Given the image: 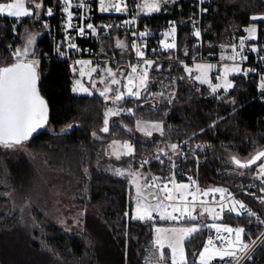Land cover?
I'll list each match as a JSON object with an SVG mask.
<instances>
[{
  "label": "trees",
  "instance_id": "1",
  "mask_svg": "<svg viewBox=\"0 0 264 264\" xmlns=\"http://www.w3.org/2000/svg\"><path fill=\"white\" fill-rule=\"evenodd\" d=\"M50 1L45 0V3ZM211 1L214 6L206 13L204 24L206 40L213 44L212 51L216 53L221 52L233 33L253 24L251 17L264 15V0ZM196 14L194 3L180 0L174 6L173 14L153 15L146 19L155 27L166 20L178 19L179 55L184 57L187 50H192L189 25ZM39 19L25 18L16 27L14 19L0 17V67L13 63L9 60L7 47L21 42V32L26 26L31 25L33 30L40 32L37 29ZM16 31L20 32L19 35ZM36 46L42 57L38 66L40 89L49 102L51 121L45 132L27 143L35 153L43 155L52 168L64 170L80 182L78 203L85 206L84 227L82 232H68L37 212L43 229L42 239L51 248V252H47L35 238V233L24 231L19 217L11 212L10 199L0 181V264H55L52 253L59 255L65 264H150L147 258L155 247V222L134 218L135 192L127 180L97 168L98 161L104 156L105 146L113 137L135 141V164L144 152V145L155 143V140L145 142L135 132L123 129L119 126L120 121L127 123L133 131L132 119L141 116L160 120L164 122L166 137L178 141L190 140L194 147L206 142L200 171L205 184L235 189L239 182L253 180L255 165L238 167L233 158L248 160L264 149V102L260 99L264 92L259 89L264 70L247 77L233 75L235 84L232 90L221 98L210 95L203 87V93L207 94L203 97L188 78L182 64L159 63L150 74L143 95L150 91L166 94L169 89L174 91V96L163 98L157 109L145 105V96L119 102L121 108L128 105L135 110V114L112 118L111 132L104 134L101 129L110 99L107 102L97 94L76 95L72 88V67L50 58L53 47L49 37L42 34ZM70 125H73L70 131L61 132ZM4 156L0 145V161ZM8 165L14 172L19 171L15 174L21 177V168L29 165V160L20 154L18 159L10 158ZM251 206L264 214V205L251 202ZM249 218L229 219L235 224H242ZM204 239L205 232L198 231L185 242L190 264H195ZM21 250L28 261L13 256L14 251L19 253ZM165 254L170 255L166 250Z\"/></svg>",
  "mask_w": 264,
  "mask_h": 264
},
{
  "label": "built area",
  "instance_id": "2",
  "mask_svg": "<svg viewBox=\"0 0 264 264\" xmlns=\"http://www.w3.org/2000/svg\"><path fill=\"white\" fill-rule=\"evenodd\" d=\"M197 6V14L190 21V35L193 38L192 50H187L188 55L181 57L179 55V36H180V21L178 19H170L162 22L160 26H153L149 20L146 19L141 12L142 0H104L105 6L109 7L107 12L100 11L99 0H69L72 12V21L74 25L72 28H67V13L63 11L64 0H51L43 5L42 15L37 23V29L44 35H47L52 42V54L50 58L59 62H66L70 66H75L77 61L89 60L96 64L99 70L101 63H106L112 67L120 68L124 74V81L119 88L121 92L126 93L127 84L126 76L131 73V67H138L139 69L146 67L141 64L140 58L136 55V50L132 47L137 45L144 52V60H152L154 64L148 69V78L155 66L159 63H179L187 65L190 68H195L196 64H212L217 67L213 69L211 76L216 79L220 74L221 68L224 64L233 65V61H221L220 56L231 55L232 45H238L239 40L244 38L246 40L245 49L242 53L247 59H238L235 63L242 68H248L252 71L251 74H256L264 70V23L257 26V39L255 41L247 40V33L244 31L249 26H243L240 32L233 33L228 38V43L225 48H221L220 53L212 51L213 44L206 40V27L204 24L205 15L210 8L214 6L211 0H189ZM81 5L77 7V5ZM120 4L123 8L127 6V11L115 12L110 5ZM51 8L53 15L48 16L45 9ZM133 21L132 23H126ZM264 22V21H262ZM92 24L96 31L86 27L87 24ZM47 25L45 28L44 25ZM110 25V27H105ZM175 26V49H164L161 41L165 40V33H169L171 28ZM79 27H84V35L79 33ZM199 31L200 37H196L194 33ZM147 32L145 36H140V33ZM117 37L119 41L125 39L126 50H121L122 47L117 46L114 38ZM173 37L170 35L167 42H172ZM75 44V48H70L69 44ZM249 47H256V52L248 51ZM16 49L12 44L8 46L9 54L12 57V52ZM59 49V50H58ZM78 49V50H77ZM239 51V48H237ZM195 58V59H193ZM181 61L183 63H181ZM187 74V73H186ZM199 73L194 71L193 76ZM188 76V74H187ZM190 79V78H189ZM195 85L198 93L207 97L203 93L204 84L199 81L190 79ZM111 97L114 99L113 93ZM134 98V97H132ZM132 98L122 100L127 102ZM264 102V93L260 98ZM121 102V101H119ZM123 109H132L125 105ZM124 113V112H121ZM134 148V155L136 151V143L132 141ZM206 142H200L195 147L190 140H186L185 144H181L178 153L161 152L157 144H145L144 152L137 159L136 165L148 175V183L151 182V177H158L157 185L163 186L167 183L168 189L172 190L173 195H178L175 190V185L187 184L189 185L188 192H195L198 188L200 192L197 193L198 200L195 202L196 211L204 208H213L218 213L219 218H214L213 213H204L199 215V211L193 215L197 216L195 221L180 220L184 222L196 223L199 231L205 232V239L200 252L197 255L195 264H200L199 254L203 252L204 246L207 245L209 238L213 240V245L220 253L232 250L235 253L234 257H224L220 259L218 255L214 256L209 264H264V214L255 211L251 206V202L264 205V175L259 173V164L264 162V158L255 164L253 171V180L241 181L236 185L235 189H230L219 184H205L200 177L201 163L205 158ZM134 157V156H133ZM157 157H159L157 159ZM148 161L144 164V161ZM143 165V167H141ZM191 178V179H189ZM175 181V185L171 182ZM222 188L225 189L223 199L218 192H209L208 196L202 195L204 191ZM153 192H158V188H152ZM163 198L164 193H159ZM192 197L188 196V201ZM203 201L204 203H201ZM166 204L174 203L180 207L184 206L183 202L179 201H165ZM244 208L241 209L240 205ZM191 210L192 205H188ZM223 207V211H221ZM235 207L236 212H230L229 209ZM237 212L240 214L237 215ZM248 212L253 215H248ZM179 215V213H175ZM156 220H160L157 213H153ZM234 217H250L242 224H235L229 218ZM215 227H212V226ZM232 228L243 229L241 240L248 248L241 251L239 247L233 243L232 248L229 249L228 241H236V235L233 232L229 235L227 232L221 231L217 233L216 228ZM219 237V238H217ZM184 264H190L186 260Z\"/></svg>",
  "mask_w": 264,
  "mask_h": 264
},
{
  "label": "snow or ice",
  "instance_id": "3",
  "mask_svg": "<svg viewBox=\"0 0 264 264\" xmlns=\"http://www.w3.org/2000/svg\"><path fill=\"white\" fill-rule=\"evenodd\" d=\"M100 2V11L107 12L109 10L108 6H105L104 0H99ZM81 5H77L80 7ZM110 7L115 12L127 11V6L121 7L120 4H112ZM71 8V4L69 0H64L63 11L67 13V28H72L74 25L71 23L72 21V12L69 10ZM142 8H147L149 12L160 11V0H153L152 3L142 5ZM42 9L41 0H10V2H0V17H10L13 18L15 23L21 22L25 18H33L37 13V10ZM48 16L53 15V10L51 8L45 9ZM253 21H264V17H251ZM133 21H127L126 23H132ZM15 26V24H14ZM46 28L47 25L45 24ZM86 27L91 29L92 32L96 31V28L92 24H87ZM105 27H110L107 25ZM79 33L84 35L85 29L84 27H79ZM175 26L171 28L169 33H165V40L161 41V44L164 49H175ZM247 33L248 41H255L257 39V28L250 27L244 29ZM147 32L140 33V36L147 35ZM172 36V42H167L169 36ZM194 35L198 38L201 33L196 31ZM35 43V36L29 34L27 36L26 45L21 49L17 48L12 52V58L15 62L11 63L10 66H2L0 67V145L5 147H12L13 145H18L23 141L27 140L37 129L43 126V124L47 120V105L44 99L40 96L37 84L39 80V75L37 73V68L39 66V61L35 59H30L29 57L34 56L35 53L32 52L31 46ZM246 40L241 38L239 40L238 45H232L231 55H221V61H233V65L229 66L227 64L223 65L222 74L216 76V79L220 81V83L212 84L209 79V72L215 69L217 66L212 64H196L195 68H190L187 65H184V71L188 74V78L199 81L201 84H208L211 88L212 92H216L218 89H223L227 92L229 89L233 87V84L229 81L228 76L230 73L247 75V71H243L241 67L235 62L240 59L244 60L247 57L243 56L242 53L245 49ZM118 47H126L122 41H117ZM70 48H75L76 45L70 43ZM132 47L136 50V55L140 58V62L143 65H146L144 68L139 69L138 67L132 66L131 73L126 76L127 84L124 85L126 88V93L121 92L119 89H114L111 86H106L103 91L100 92V95L105 97V99H109L108 93H113L114 99L113 103H117L119 101L125 100L127 98L134 97L135 99L141 98L142 90H147L148 86V69L154 64L152 60H144V52L135 44ZM239 48V51H237ZM59 50V49H58ZM78 50V49H77ZM248 51L256 52V47H249ZM185 55H188L187 51ZM195 59V58H193ZM77 63H83L77 61ZM90 63V62H88ZM181 63H183L181 61ZM93 72L96 71L95 68L92 69ZM196 71L199 74L193 76L192 73ZM108 76L112 77L110 84L117 85L120 84L121 81L116 79V74L112 72L111 69H107ZM81 75H84L82 72ZM184 77H181L183 79ZM262 83L260 85L261 89L264 90V77L261 78ZM138 81V82H137ZM104 83V80L100 81ZM78 87H74L73 91L82 90L87 92L88 89L84 88L83 85L80 84L79 81L76 82ZM92 87H95V83L93 82ZM159 95L163 96V93ZM171 100H169V103ZM121 112H124L127 115H132V109H113L109 108L105 113L104 127L101 131L107 133L109 131V121L108 117L120 115ZM137 130L143 132L146 136L152 135V130L161 131L162 128L160 123H146L144 121H137ZM95 135V134H94ZM118 142L113 141L110 148H113V155L116 159H121L122 155L131 156L134 152V149L131 144L128 142H124L120 147L125 149L124 152L117 151ZM178 145H171V149L175 151ZM163 153V149H161ZM159 157H157L158 159ZM264 158V151L258 152L254 157H252L247 162H241L240 160L233 158L234 163L238 167L248 168L253 164H256L257 161H261ZM148 161H144V164H147ZM143 167V165H141ZM119 175H123L119 169L117 170ZM259 173L264 175V162L259 164ZM134 180L137 178L138 174L135 172L129 173ZM191 179V178H189ZM149 178H145L146 183L143 186L137 185V194H136V217L139 220H152L154 219L153 213H157L161 220H172V221H180V220H192L195 221L197 219L196 215H193L196 212L195 202L198 200L197 193L200 190L197 188L195 192H188L189 185L187 184H179L175 185V181L171 182L175 185V190L178 195H173L172 190L168 189L167 183L163 184V186L157 185L156 181L159 180L158 177H151V182L147 181ZM145 188H158V192L149 193L154 200H156V204L152 205L147 203V197L143 194V189ZM218 192L221 194V198L223 199V194L225 193V189L217 188L209 191H204L202 195L208 196L209 192ZM159 193H164L163 198L160 197ZM188 196H191V201H188ZM165 201H179L183 202L184 206L180 207L178 204L169 203L166 204ZM201 203H204L201 201ZM191 204V210L188 205ZM171 209L169 211L168 209ZM240 208L243 209L244 205L241 204ZM223 207H221V211H223ZM230 212H236V208L232 207L229 209ZM215 209L213 208H204L199 215H204V213H213ZM174 213H179V215H174ZM240 213L237 212V215ZM127 215V213H126ZM248 215H253V213L248 212ZM218 218V217H214ZM212 227H215L214 225ZM157 236L155 243L159 249H164L165 244H167L168 248L171 249L172 264H184V248L183 244L186 239H189L193 233L199 231V228L196 226L193 227H172V228H156L155 229ZM217 233L221 231L227 232L231 235L233 232L236 235V241H228L229 249L232 248L233 243H235L241 251L248 248L247 244H244L241 240V234L243 233V229H232V228H216ZM219 238V237H217ZM177 254H179L180 259L177 260ZM214 255H218L220 259H224V257H234L235 253L232 250L224 251L220 253L216 250L213 245V240L209 238L207 245L204 246L203 252L199 254L200 264H209V261L213 258ZM164 259V254L161 252L160 260Z\"/></svg>",
  "mask_w": 264,
  "mask_h": 264
},
{
  "label": "rangeland",
  "instance_id": "4",
  "mask_svg": "<svg viewBox=\"0 0 264 264\" xmlns=\"http://www.w3.org/2000/svg\"><path fill=\"white\" fill-rule=\"evenodd\" d=\"M180 0H160V11L156 12H149L147 8H142V5L152 3L153 0H142L141 5V12L144 16H153V15H171L174 11V6L177 2ZM42 6L45 4V0H42ZM255 17H264V15H255ZM22 22V21H21ZM262 21H254L253 25L250 27H256L260 25ZM19 23H17L16 27H18ZM249 26V25H248ZM16 35H19L20 32L16 31ZM29 34H32L35 36V43L31 46L32 52L35 53L34 56L29 57L30 59L38 60L39 63L42 59V57L38 54L37 51V37L39 35L42 36L41 32H37L32 29V26H26L22 32H21V42L18 43H11L13 46L17 48H23L26 45L27 36ZM123 43H125V39H121ZM225 48V45L224 47ZM8 49V47H7ZM223 54H227L225 51ZM9 60L13 61V58L9 56ZM80 62L83 63H77L75 66L72 67V72L74 74L73 78V87L77 86V81L80 82L81 85H83L84 88H87L88 91H82L77 90L73 91L76 95L81 96H91L94 95L95 92H101L105 89L106 86H111L114 89H119L121 86L120 84L117 85H111L110 81L112 77L108 76L107 69H111L113 73L116 74V79L120 80V76L122 74V71L120 68L112 67L109 64L101 63L99 65V70L96 68V64L94 62H91L89 60H80ZM90 62V63H88ZM232 66V65H229ZM95 68L96 71L93 72L92 69ZM222 69L220 71V74H222ZM243 71H247V75H243L242 73L238 75L242 76H249L251 75L252 71L248 68H242ZM84 73V75H81V73ZM233 75L235 73H230L228 76L229 81L233 84H235V81L233 79ZM264 77V73L262 74L261 78ZM209 79L211 83L217 84L220 83L219 80L211 79L209 74ZM104 80V83H101L100 81ZM93 82L95 83V87H92ZM138 82V81H137ZM262 83V79H260L259 82V89L261 92H264V90L261 89L260 85ZM206 88V87H205ZM233 88V87H232ZM229 89L227 92H225L222 88L218 89L215 93L212 92L211 88H207L210 95L221 96L229 93L231 90ZM145 90H142L141 92V98L145 96V105L149 108L157 109L159 108L161 104V100L163 98L170 99L174 96V91L169 90L166 92V94L163 93V91L154 92L150 91L146 95H143ZM160 93H163V96L159 95ZM97 94V93H96ZM112 93H108V96L110 99H113L111 97ZM101 96L100 94H97ZM104 100L105 97L101 96ZM109 99L106 101L108 102ZM116 108L113 107V109H120L119 102L116 103ZM110 103L107 104L105 108V113L109 108ZM133 110V109H132ZM135 110H133L132 115H127L125 113H121L120 115L116 116H110L108 117L109 121V131L107 133L104 132V134H109L111 132V125H113L112 118L122 117V116H134ZM137 121H144L146 123H160L162 132L152 130L151 136H146L143 132L137 130ZM133 123V131L130 128V126L125 123L121 122L119 126H121L123 129L129 131V132H135L140 137L143 138V141L149 142L151 140H155V144H157L158 148L165 152H173L178 153L181 144H185L186 140L178 141L174 140L173 138L166 137L165 135V127L164 122L160 120H151L148 118H142L137 117L135 119H132ZM117 125V123H116ZM73 128V125L65 127L61 132H68ZM50 130L53 129L50 127ZM115 136V135H114ZM97 137H99L97 135ZM128 139H123L120 137H113L109 142L111 141H117L119 148V145L122 144V141H127ZM129 141V140H128ZM108 142V143H109ZM132 144V143H131ZM176 144L178 145L177 149L173 151L171 149V145ZM2 150L5 152V156L1 158L0 161V181L2 185L6 188V196L10 199V210L13 214H16L20 219V225L24 228V231L30 232L32 234L35 233V238L37 241L41 244V247L45 249L47 252H51L50 246H48L45 241L42 239L43 235V229L37 219V212L42 213L48 220L55 223L56 225L62 227L64 230L68 232H82L84 227V213H85V206L79 204L80 197L78 195L79 193V187L80 182L76 180L70 173L65 172L61 169H54L52 168L47 159L40 154L35 153L29 146L27 142L13 145L12 147H5L1 145ZM116 149V150H117ZM20 154H23L27 157L29 160V165L24 166L21 168L20 171L21 177L17 176L12 168L8 165V160L10 158H17ZM114 155L110 156L104 153V157H102L97 164V168L101 171H105L107 173H110L113 176L121 177L127 181H129V184L133 186L137 191V185H143L146 183L145 178H148L147 173H145L143 170H141L136 164L134 159H132L131 156L122 155L121 159H115L113 157ZM134 156V154H133ZM105 158V159H104ZM249 158V157H247ZM245 158V159H247ZM120 170L123 172V175H119L117 173V170ZM135 172L138 174L137 178L134 180V178L129 174ZM16 179L18 181H16ZM148 182V181H147ZM147 189V188H145ZM150 190V191H149ZM153 191L151 188H148L144 195L147 197V201L152 202L153 204L157 202L153 199V197L149 194ZM136 202V200H135ZM155 205V204H154ZM136 207V203H135ZM171 211V209H168ZM199 213L203 211V209L198 210ZM196 211L195 213L198 214ZM218 213L213 212L214 217L217 216ZM175 215V213H174ZM151 221H154L156 228H172V227H198L197 224L191 223L190 225L184 224V221H172V220H156L153 219ZM198 232V231H197ZM196 232V233H197ZM196 233H193L192 236L196 235ZM157 233L154 230V239L156 238ZM191 236V237H192ZM190 237V238H191ZM189 238V239H190ZM189 239H186L185 242ZM185 242L183 244L184 248V257L183 260L187 259V254L185 255L186 248H185ZM165 250L169 252V256L172 257L171 249L168 248L167 244H165L164 249H159L158 246L155 243V247L151 249L149 253V257L147 260L150 262V264H170L169 257L165 254ZM163 252L164 259L160 260V254ZM53 258L55 259V264H65L62 259L59 257V255L52 253ZM13 256L15 258L20 257L22 260H27L28 257H25L24 252L14 251ZM216 256V255H214ZM213 256V257H214ZM179 254H177V260H179ZM28 261V260H27ZM172 263V261L170 260Z\"/></svg>",
  "mask_w": 264,
  "mask_h": 264
},
{
  "label": "crops",
  "instance_id": "5",
  "mask_svg": "<svg viewBox=\"0 0 264 264\" xmlns=\"http://www.w3.org/2000/svg\"><path fill=\"white\" fill-rule=\"evenodd\" d=\"M42 1V0H41ZM7 2H10V0H8ZM42 9H43V6H42ZM42 9L41 10H37V13L34 15V19L35 18H37V17H41V15H42ZM147 16V15H146ZM151 16V15H150ZM4 17H6V16H4ZM8 18H10V17H8ZM13 19V18H12ZM41 35H39L38 37H37V40H38V38L40 37ZM114 40H115V43L119 40L117 37H115L114 38ZM122 41V40H121ZM37 42V41H36ZM124 45H126V43H123ZM121 50H126V47H122L121 48ZM122 71V70H121ZM213 71V70H212ZM212 71H210L209 72V74H210V77H211V79L213 80V77L211 76V73H212ZM238 75V74H237ZM120 81H121V83H120V86H122V84H123V71H122V74H121V76H120ZM205 85V87L206 88H208L209 87V85L208 84H204ZM72 87H73V84H72ZM210 88V87H209ZM100 94V92H95L94 94ZM110 102V105H109V108H113V107H115L116 108V103L114 104L112 101H113V99H110L109 100ZM108 108V109H109ZM117 142V141H116ZM124 142H128L129 144H131L132 143V140H127V141H122V144L124 143ZM113 143V141H111V142H109V143H107V145L105 146V150H104V153L105 154H107V155H110V156H112L113 154V148H110L109 147V145H111ZM121 144V145H122ZM134 149V148H133ZM117 151H119V152H124L125 151V149H123L122 147H120V145H119V148L117 149ZM133 154H134V152H133ZM133 154L131 155V157H132V159H133ZM104 157V156H103ZM114 157V156H113ZM115 158V157H114ZM105 159V158H104ZM116 159V158H115ZM129 182V181H128ZM145 184V183H144ZM143 184V185H144ZM143 185H141V186H143ZM133 187V186H132ZM133 189H134V192H135V194H134V199L136 200V194H137V191H136V189L133 187ZM148 189V188H147ZM147 189H143V194L145 193V191L147 190ZM151 190H152V188H151ZM150 191V190H149ZM153 191V190H152ZM137 202V201H136ZM135 202V203H136ZM147 203H150V204H152V205H154V204H156V202L153 204L152 202H149V201H146ZM136 207H134V210H133V216L134 217H136ZM135 219H137V218H135ZM153 220V219H152ZM143 221H146V220H143ZM184 224H186V225H190V223H187V222H184ZM155 240H156V238L154 239V244H155ZM185 255H186V252H185ZM170 260H171V256H169V262L168 263H170V264H172L171 262H170ZM187 259H185L184 260V262L186 261Z\"/></svg>",
  "mask_w": 264,
  "mask_h": 264
},
{
  "label": "water",
  "instance_id": "6",
  "mask_svg": "<svg viewBox=\"0 0 264 264\" xmlns=\"http://www.w3.org/2000/svg\"><path fill=\"white\" fill-rule=\"evenodd\" d=\"M7 66H10V65H7ZM37 73H38V75H39V80H38V84H37V87H38V90H39V93H40V96L44 99V101L46 102V105H47V120H46V122L43 124V126L42 127H40L39 129H37V131H35L27 140H25V141H23L22 143H25V142H28V141H30V140H33V139H35V138H37L40 134H42L43 132H45L46 130H47V128H48V126H49V123H50V121H51V108H50V105H49V102H48V100L44 97V95L42 94V92H41V89H40V73H39V68H37ZM22 143H20V144H22ZM261 151H264V149H262V150H260V151H258V152H261ZM257 152V153H258ZM257 153H255L252 157H254ZM251 157V158H252ZM236 159H238V160H240L241 162H247L248 160H250V159H248V160H242V159H240V158H238V157H235ZM258 162V161H257ZM256 162V163H257ZM254 165V164H253ZM253 165H251V166H253Z\"/></svg>",
  "mask_w": 264,
  "mask_h": 264
}]
</instances>
